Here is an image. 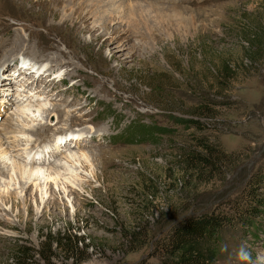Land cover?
<instances>
[{
  "label": "rangeland",
  "instance_id": "374dc122",
  "mask_svg": "<svg viewBox=\"0 0 264 264\" xmlns=\"http://www.w3.org/2000/svg\"><path fill=\"white\" fill-rule=\"evenodd\" d=\"M108 9L119 14L92 32ZM251 33L264 36V0H0V129L9 118L35 129L5 137L0 170L8 175L17 162L51 175L0 176V264H11L19 245L31 264H156L154 241L205 202L231 216L216 264H242L241 245L246 264H264V205L240 225L228 204L250 176L260 177L264 196V38L249 62L243 37ZM15 40L23 47L13 52ZM209 55L225 60L229 76L213 96L222 104L211 105L212 118L198 117L205 128L196 132L174 119H193V104L211 97L198 86ZM63 133L72 145H54ZM191 135L225 156L181 187L178 155ZM63 233L84 240L72 250L42 244Z\"/></svg>",
  "mask_w": 264,
  "mask_h": 264
},
{
  "label": "trees",
  "instance_id": "16d2710c",
  "mask_svg": "<svg viewBox=\"0 0 264 264\" xmlns=\"http://www.w3.org/2000/svg\"><path fill=\"white\" fill-rule=\"evenodd\" d=\"M252 34V33H251ZM264 36L254 35L251 37L244 36L243 40L246 41L245 47H243L242 58L249 62H254V52L262 48V40ZM253 52V53H252ZM261 52V51H259ZM204 56V53H202ZM210 60L214 61L209 65V61L201 59V65L207 69L208 75L202 74L198 80L199 88L204 86V90H207L211 95L210 98H200L199 102L193 104V119L191 118H173L176 124L188 125L196 132H202L205 128L199 118H212L214 116V110L211 105H218L220 102L216 101L214 97L222 95L225 89L224 80L227 76L226 69L229 68L225 60L218 55L207 56ZM224 61V62H223ZM222 104V103H220ZM141 132H145L143 128ZM139 131V132H140ZM140 132V133H141ZM156 131L148 130L147 135H152ZM192 146L189 149H183L178 155L179 158V184L181 187H187L190 181L193 179H200L201 173L206 170L217 167V163L223 159L225 154L219 149L217 143H210L207 138L194 137L191 135ZM208 172V171H207ZM264 178V173H263ZM187 182V183H186ZM261 179L258 176H250L245 180L237 194H235L230 208L233 209V213L240 218V225L249 223L253 215L261 212L264 205V196L258 191V185L261 184ZM186 183V185H181ZM224 201V203H226ZM205 208L198 211H193V214L182 216L170 227L167 228L164 238L157 239L152 244V252L158 257L156 264H216V258L218 253V237L222 229L229 224L231 216L225 211H222L218 205H212L210 209ZM227 204V205H228ZM132 235L135 237V233ZM133 238V237H132ZM130 238V239H132ZM84 239L76 237L75 235L57 234L55 239L45 238L42 244L50 246L51 244L59 243L64 248L72 250L77 248V244L81 243ZM133 240V239H132ZM29 248L19 245L17 249H14L11 254V264H31L27 260V254ZM32 253H39L38 249H31ZM72 255V252L67 251ZM69 255V256H70ZM80 257L77 261H81ZM47 264H54L49 263ZM133 264H151L145 259H140Z\"/></svg>",
  "mask_w": 264,
  "mask_h": 264
},
{
  "label": "bare ground",
  "instance_id": "6f19581e",
  "mask_svg": "<svg viewBox=\"0 0 264 264\" xmlns=\"http://www.w3.org/2000/svg\"><path fill=\"white\" fill-rule=\"evenodd\" d=\"M81 2V1H80ZM84 2V1H83ZM145 6L146 5H148V4H144ZM142 6V5H141ZM152 6V5H151ZM151 6H149L148 5V7L150 8ZM141 8V7H140ZM152 8V7H151ZM73 12V11H72ZM97 12V11H96ZM89 13V12H88ZM117 14H119V13H117V10H114V11H110L109 9H108V11L106 12V14H105V16L103 17V18H100L98 21H96L95 20V22H97V24L95 23L94 25H92L91 24V27H92V32H96L97 31V29H102L103 28V26H106V24H109L111 21H113L114 20V18L113 17H115ZM91 15V14H90ZM113 15V16H112ZM112 16V17H111ZM119 16V15H118ZM102 17V16H101ZM92 18H94V15L93 16H91V18H90V20L92 19ZM69 20V18H65V19H63L62 21L63 22H66V21H68ZM128 27V26H127ZM14 43H15V47H14V49H13V52H16V51H18L19 49H21L22 47H23V41H20V40H18V41H14ZM7 44H3L2 45V47L1 48H5V46H6ZM26 45H27V42H26ZM33 47V46H32ZM26 48V47H25ZM34 49V48H33ZM35 50V49H34ZM25 51V50H24ZM23 52V51H22ZM28 54H31L34 58H35V60H36V63L35 64H42L41 63V56L39 55V53H35V52H29ZM54 57V56H53ZM57 60H55L54 58H52L51 59V62L52 63H55ZM50 62V61H49ZM58 65H56V64H54V67H57ZM41 67H43L44 68V65L43 66H41ZM45 69V68H44ZM33 70V69H32ZM51 70V69H50ZM47 71V70H46ZM27 111V110H26ZM29 111V110H28ZM45 111V110H44ZM39 112V111H38ZM48 116H49V114H48ZM47 116V117H48ZM14 118H9L8 119V121L5 123V125H4V127L3 128H1L0 129V159L2 160V158H4V154L6 153V150L3 148L4 147V142L6 141V139H5V137H8L7 135L9 134H12V136L13 135H15V133H20L22 136L23 135H31V134H33L32 132L35 130V129H23V127H21V128H19V126L17 125H14ZM2 133V134H1ZM67 133H69V132H67ZM64 134V137L62 138V139H60V140H62L60 143L58 142V143H55L54 145H56V144H61V147L63 146H65V145H72L70 142L71 141H73V139H74V137L73 138H67V136H66V133H63ZM63 134H61V135H63ZM73 136V135H72ZM85 136V135H84ZM69 139V140H67V139ZM77 142V141H76ZM5 147H7L6 145H5ZM49 147V146H48ZM59 146H57V148H58ZM60 147V148H61ZM54 148V146H50L49 147V149H46L45 150V152L46 153H48V152H50L51 153V151H52V149ZM25 149V148H24ZM23 149V150H24ZM41 151V150H40ZM40 154V153H39ZM32 156V155H31ZM40 156V155H39ZM51 156V155H50ZM42 158V157H41ZM45 158V157H44ZM48 159H49V157H48ZM24 161H25V158H24ZM13 162V161H12ZM26 162V161H25ZM33 162H35V163H45V161L44 160H40L39 158L38 159H35ZM59 164H61V163H59ZM37 165V164H36ZM42 166V165H41ZM57 167V166H56ZM60 168H62L63 166H59ZM73 167V166H72ZM53 169H55L56 171H58L59 170V168L57 167V168H53ZM10 174H6V173H4V170H0V176L1 175H7L9 178H11L13 175H15L16 177H18V178H20V179H22V180H27V181H31V178L32 177H34V178H36L37 180H39L38 178L39 177H43V178H41V179H43V180H48V179H50L51 178V175L50 176H47V175H44L43 174V168H40V167H38V166H28L27 164L25 165V164H21V163H17V162H14V163H12V167H10ZM59 172V171H58ZM52 175H53V173H52ZM6 176V177H7ZM46 177V178H45ZM21 189L25 192V198L23 199V205L25 204V205H27V206H30L29 205V197H28V195L30 194L29 192H30V189L28 188V187H26L25 185H22L21 186ZM7 197V199L8 198H11L12 197V194H9V195H7L6 196ZM15 205V204H14ZM47 205V203L45 204V206ZM15 206H17V205H15ZM27 206H25V207H27ZM12 208H13V206H12ZM28 208L29 207H27V211H28Z\"/></svg>",
  "mask_w": 264,
  "mask_h": 264
},
{
  "label": "clouds",
  "instance_id": "9594fccd",
  "mask_svg": "<svg viewBox=\"0 0 264 264\" xmlns=\"http://www.w3.org/2000/svg\"><path fill=\"white\" fill-rule=\"evenodd\" d=\"M237 257L242 264H246V262L250 259V254L243 245H241V247L237 250Z\"/></svg>",
  "mask_w": 264,
  "mask_h": 264
}]
</instances>
